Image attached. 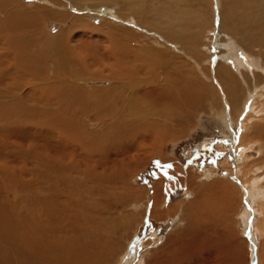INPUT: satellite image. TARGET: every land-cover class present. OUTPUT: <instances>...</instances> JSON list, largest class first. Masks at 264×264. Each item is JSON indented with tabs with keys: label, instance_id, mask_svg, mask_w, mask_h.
Returning a JSON list of instances; mask_svg holds the SVG:
<instances>
[{
	"label": "bare ground",
	"instance_id": "obj_1",
	"mask_svg": "<svg viewBox=\"0 0 264 264\" xmlns=\"http://www.w3.org/2000/svg\"><path fill=\"white\" fill-rule=\"evenodd\" d=\"M155 1L161 0H117V8L80 0H0V79L24 80L23 92L16 86L0 104V120L8 127L15 117L31 124L25 114L35 111L38 137L56 130L54 139L41 140L38 153L24 149L23 173H16L23 179L21 215L0 200V264H128L135 257L136 264H264V51L252 52L264 47V4L240 16L236 9L248 8L250 0L214 1L216 23L203 27L206 38L202 27H192L201 49L193 54L182 42L179 1L165 0L159 13ZM51 22L60 28L54 35L47 33ZM31 94L38 95L35 105L28 103ZM141 96L149 109L142 108ZM200 112L232 131L244 193L212 178L213 170H183L164 156L163 144ZM100 125L102 131H88ZM154 156L166 166L153 184L150 217L172 220L173 228L162 246L156 249L161 239L151 238L141 253L135 234L149 197L129 183V173ZM182 185L188 196L165 207L167 191ZM114 197L126 209L111 215ZM228 197L242 210L239 234L225 224L218 205Z\"/></svg>",
	"mask_w": 264,
	"mask_h": 264
},
{
	"label": "rangeland",
	"instance_id": "obj_2",
	"mask_svg": "<svg viewBox=\"0 0 264 264\" xmlns=\"http://www.w3.org/2000/svg\"><path fill=\"white\" fill-rule=\"evenodd\" d=\"M29 1L30 0H23V3H28ZM178 1H179V7L181 9V16L180 17L183 20V23L185 24L184 25L182 23V27H183L182 33L185 36L184 37L185 39H183L182 42L185 43V45L187 47V49H186L187 51H188V49H190L189 51L193 54H196L197 53L196 51H198V53H200L201 49L198 48L197 44L193 43L194 39L191 36H193L197 32V31L195 32V30L202 27V28H200V29H202L201 35L203 37H205L204 30H206L207 27L210 26V23L212 22V20L214 23L216 16H217V10H216L217 9V3H215L216 0H178ZM82 2L111 3V4H114L115 7L118 8L117 0H80V3H82ZM255 3H261L263 6L264 0H250L249 7L248 8H243V7L237 8L236 14H238L240 16H245V15L250 14L251 12L254 11L253 8H254ZM165 7H166L165 6V0L155 1L153 3V9H155L157 13H159L160 10L163 11L165 9ZM183 9H185V10H183ZM30 10H32L31 7H30ZM195 16H196V18H195ZM183 17H184V19H183ZM0 18H1V15H0ZM190 18L192 20L194 19L197 21V26H196V23L193 25L191 22V24H190V21H192V20H190ZM94 23H99V20L94 19ZM198 23H200L201 25L199 24V26H198ZM207 24H209V25H207ZM189 25H190V27H189ZM202 25H204V26H202ZM188 27L190 29H188ZM203 27H206V29L204 28V30H203ZM48 28L49 29H47V33L50 35H54V33H57V31L60 29L58 24L56 25L52 22L49 23ZM186 28H187V30H186ZM184 29L187 32L184 31ZM48 30H50V31H48ZM247 32H250L253 34H259L256 31H249L248 30ZM187 33H189V34H187ZM236 33H238V31ZM207 36L209 37L208 34H207ZM256 37H258V35ZM189 40H191L192 42ZM187 44H189V45H187ZM194 44H195V46H194ZM254 48L255 49H252V52L255 54H258V53L261 54L260 53L261 49H262L261 51H264V47L261 45L255 46ZM175 52H177V51H175ZM177 53H179V52H177ZM263 55H264V52H263ZM200 58L202 60V56ZM3 66H5V64H3ZM1 79H0V98L2 99V101L0 99V104L4 103L3 100L7 99V97H8L7 95L8 94L10 95V93L15 88H17L16 86L19 85V87L17 89H19L21 92H23L22 89L20 88V83H19V82L23 83V81H24L23 79L22 80H21V78H15L14 79V78H11L9 76H6V77L4 76ZM15 80H16V82H15ZM9 89H11V90H9ZM31 95H33L34 98L31 99L32 101H28V103L35 105L36 100L38 102V98H37L38 95L37 96H36V94H31ZM26 96H24V98L22 97L23 101H26L25 99L28 100L29 96H27L28 98H26ZM147 100H148L147 98H144L142 96H141V98H139V101L142 102L141 105H142L143 109H149L150 108L149 105H151V104ZM5 102H6V100H5ZM25 104H26V102H25ZM147 107H149V108H147ZM200 113H199L200 115L197 113L196 117L191 116V118L189 119V122L187 124V127L183 131H181L180 133H176V134L174 133L175 135L171 136L173 138V140L179 139L176 144L170 143L171 137L168 139L169 142L166 141L165 142L166 144L165 143L163 144V152L165 154V155L164 154L163 155L168 156L170 158H174L175 160H177L179 163V166L182 167L183 170H187L185 168H188V169L192 168L195 170H206V171L213 170L214 175L212 178H220L222 181H225L228 184L232 183L233 186H235V188L238 187L239 190L241 192H243V186L240 184L238 174H236L238 166L242 164V160H241L242 156H240V154L237 153V155H239L240 158L237 159V160H239V161H237L238 163L235 162L236 159H235V156L233 153V148H231V139H232V133L231 132L232 131H230V129H225L224 127H222V125L219 123V121L215 117V115H213L211 113L208 114L205 112H203V113L200 112ZM25 115H29V118H32V119H28V121L32 120V123L28 122L31 124H27L26 122L20 124L19 118L15 117L14 124L10 125L8 127L6 124L5 125L3 124V123H6V122H4L5 120L4 121L0 120V131H1L0 132V134H1V136H0V181H2V182H0V200H1V202L4 201V202H7L8 204H10L12 210L18 216L21 215L22 210H23V202H22V194H21V186L23 183V179L19 178L20 174H16V173L22 172V170H23L22 165H23V159H24V154H23L24 149H26L25 151L27 153L28 151L30 152L29 147L30 148L32 147L31 149L35 148L32 151L35 150L38 153L39 143H41V140L46 139L48 141H51L50 139H52V138L54 139V136H55L54 132L56 131V130H54V131L52 130L51 134H44L41 136V138H40V136L38 137L37 131L39 132V127L36 126L38 123V121H37L38 119L36 117L38 115H36L35 111L34 112L29 111L28 114L26 113ZM192 118H194L195 120ZM189 123L192 125H190ZM18 124H20V126ZM3 126L7 127L8 129L4 128L6 131L3 130L2 129ZM35 126H36L35 129H37V130H34ZM100 126H101L100 128H96V129L94 127H88V131L89 132L91 130L92 131H100V130L102 131L103 127H102V125H100ZM10 127H12V128H10ZM2 130L4 131V133ZM10 130H12L11 133H9L7 135V133L10 132ZM174 136H175V138H174ZM103 139H105L104 136H102L101 140H103ZM30 142H33V143L31 144ZM35 143H36V145H35ZM84 144L85 145H82V146H84L86 148H90V146H86V143H84ZM82 146L77 149L76 153L80 152V149L82 148ZM20 149H23V150L20 151ZM19 152H21V154ZM83 154H86V153H83ZM162 160L163 159L161 156L160 157L154 156L153 158H151L148 165L141 166L139 169H137L138 171L137 170H136V172L133 171L134 173L133 172L129 173V175L131 177V180L129 181V183L131 185H133V187L137 190L138 189L140 190L141 188H143L145 191H147L146 197H149V199L147 200V203H146L147 206L145 207L146 211L141 218V221L142 220L143 221L138 224L139 226H138L137 231H136L137 233L135 234L137 241L142 244L148 240H151V238H153V239H155L156 237L160 238L161 240L155 246L156 249L159 248L160 246H162L164 239L168 236V234L172 231V228H173L172 220H167L164 223H160V222H158V221H156L150 217L151 216L150 211H151L152 203H153L151 200L152 199V193H153V184L155 182L162 180V178H161L162 173H163L162 170H164V168L166 166L165 164H163V163H165V160H163V162H162ZM21 162H22V164H21ZM132 163L134 164L133 161H132ZM213 171H212V173H213ZM12 173H13V175H12ZM131 174H132V176H131ZM7 176L9 177V179H7L8 178ZM21 177H22V175H21ZM133 177H135V178H133ZM14 178H16V179H14ZM11 179L15 180L16 182L15 181L13 182V180H11ZM19 179H20L21 185H20V183L18 184V182H17V180H19ZM7 181H10V183ZM131 181H133V182L131 183ZM5 182H7L9 184V186ZM15 183H17V185ZM119 191L120 190H118V192ZM119 193H121V191ZM167 193H168L166 196L167 198H165V201H164L165 207L173 206V205L177 204L180 200H182L188 196V195H186V193H188V192H187L186 188H184V185L174 189L173 191L168 190ZM164 194L166 195V193H164ZM1 195H2V197H1ZM14 195H15V197H14ZM18 198L21 200H19ZM121 199L122 198L119 199L118 197H114L112 203H116L118 201V204H115L112 208H110L109 211L112 212L111 215H115V213L117 211H119V209L122 206L125 207L124 210L126 209V203L120 204ZM8 201H11L12 203H10ZM229 201H230V197H228V200L227 199H221L220 202H222V203L219 202L218 205L223 207V209L225 210L223 212V214H225V216L228 217V221L226 220L225 224L227 226L229 225L231 227V229H233L235 232L237 231L239 234L240 233L239 231H241V229H242V220H241L242 210H240L239 203L237 204V202H238L237 198L235 200V203L237 205H233V203L229 202ZM251 209H252L253 214L255 215L257 212V209H256V206L254 204L251 206ZM124 210H122L121 212L123 213ZM117 215H120V217H121L120 213H118ZM255 217H256V215H255ZM233 223H234V226H233ZM240 224H241V226H240ZM223 229H225V227H223ZM256 232L257 231H254L255 235L257 234L256 240H258L259 235ZM257 244H258V242H257ZM142 246H143V248L140 251L141 253L144 252V250H146V248H147L143 244H142ZM137 256H139V254ZM133 260L128 264H136L137 263V257H135Z\"/></svg>",
	"mask_w": 264,
	"mask_h": 264
}]
</instances>
